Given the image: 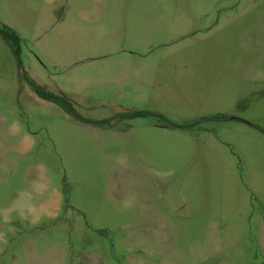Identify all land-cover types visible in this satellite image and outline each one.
Segmentation results:
<instances>
[{
    "label": "rangeland",
    "instance_id": "1",
    "mask_svg": "<svg viewBox=\"0 0 264 264\" xmlns=\"http://www.w3.org/2000/svg\"><path fill=\"white\" fill-rule=\"evenodd\" d=\"M2 25L0 264H264V0H0Z\"/></svg>",
    "mask_w": 264,
    "mask_h": 264
},
{
    "label": "trees",
    "instance_id": "2",
    "mask_svg": "<svg viewBox=\"0 0 264 264\" xmlns=\"http://www.w3.org/2000/svg\"><path fill=\"white\" fill-rule=\"evenodd\" d=\"M0 36L2 38L6 39L10 43V45L12 46L13 50L17 53V51H18V40H19V37L17 36V34L8 26L2 25L0 27ZM45 96H49V95H45Z\"/></svg>",
    "mask_w": 264,
    "mask_h": 264
}]
</instances>
